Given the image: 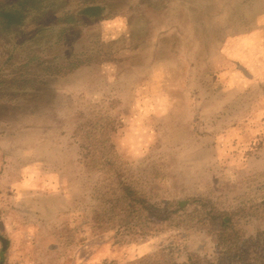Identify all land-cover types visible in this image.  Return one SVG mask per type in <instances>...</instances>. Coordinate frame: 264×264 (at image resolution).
Masks as SVG:
<instances>
[{
  "label": "rangeland",
  "instance_id": "rangeland-1",
  "mask_svg": "<svg viewBox=\"0 0 264 264\" xmlns=\"http://www.w3.org/2000/svg\"><path fill=\"white\" fill-rule=\"evenodd\" d=\"M23 1L0 264H264V0Z\"/></svg>",
  "mask_w": 264,
  "mask_h": 264
},
{
  "label": "trees",
  "instance_id": "trees-1",
  "mask_svg": "<svg viewBox=\"0 0 264 264\" xmlns=\"http://www.w3.org/2000/svg\"><path fill=\"white\" fill-rule=\"evenodd\" d=\"M20 2V1H18ZM14 3L6 12H2V9H0V17L3 19L4 21V26H9L10 24H13V25H20L22 26L23 25V22H24V19L26 17V12H27V8L25 7V3L24 1L22 0L18 6L20 7H15V5L18 3ZM82 5V4H81ZM80 5V8L78 9L79 11H77V15L79 14H83V16H86V17H98L101 15L102 11L104 10L105 6L102 5V4H99V3H90V4H86L84 3L82 6ZM25 8V9H24ZM55 15V14H53ZM73 15V14H72ZM74 16V15H73ZM57 17V16H56ZM55 17V18H56ZM129 196H132L133 194L130 192V193H127ZM134 196V195H133ZM134 198H136L134 196ZM140 203H142V210H146L147 212L149 213H154L153 210H152V206L147 204L143 199H138Z\"/></svg>",
  "mask_w": 264,
  "mask_h": 264
},
{
  "label": "water",
  "instance_id": "water-1",
  "mask_svg": "<svg viewBox=\"0 0 264 264\" xmlns=\"http://www.w3.org/2000/svg\"><path fill=\"white\" fill-rule=\"evenodd\" d=\"M2 242H3V247H2V249H5V248H6V244H7V240L2 239Z\"/></svg>",
  "mask_w": 264,
  "mask_h": 264
}]
</instances>
